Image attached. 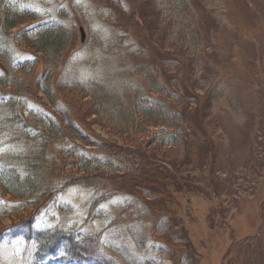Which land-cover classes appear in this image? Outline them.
Wrapping results in <instances>:
<instances>
[{"label": "rangeland", "instance_id": "374dc122", "mask_svg": "<svg viewBox=\"0 0 264 264\" xmlns=\"http://www.w3.org/2000/svg\"><path fill=\"white\" fill-rule=\"evenodd\" d=\"M157 1L2 0L36 17L24 18L9 32L0 30L10 57L26 62L22 93L0 84V174L12 170L21 184L32 174L36 189L24 206L0 181V264H35L33 231L50 228L74 233L91 258L85 253L83 260L65 258V246H58L39 264L116 261L114 252L120 251L128 259L136 252L145 261L161 255V246L167 264H180L182 256L191 264H264V0H186L190 10L184 20L195 26L203 49L204 61H194L199 70L192 54L171 45ZM53 26L68 35L62 52L49 47L44 53L18 41L22 31L38 38ZM53 50L60 54L53 56L59 57L55 63ZM205 63L214 74L213 96L212 87L200 88L207 83L200 68ZM8 65L0 60V76L11 79L17 68ZM150 73L182 101L177 110L190 135L188 149L193 148L181 154L172 149V155L185 157L182 165L127 146L123 137L100 126L83 102L81 88L89 86L98 89L99 106L126 110L137 98L164 105L166 97L149 90ZM42 81L49 84L47 94ZM67 97L77 100L74 109ZM65 118L80 132L74 133ZM129 150L143 159L141 185L126 178L123 189L100 201L98 190L58 166L71 164L74 153L120 164ZM62 177L71 181L32 206ZM31 214V223L23 224ZM162 220L168 231L158 232ZM141 240L143 250L137 245Z\"/></svg>", "mask_w": 264, "mask_h": 264}, {"label": "trees", "instance_id": "16d2710c", "mask_svg": "<svg viewBox=\"0 0 264 264\" xmlns=\"http://www.w3.org/2000/svg\"><path fill=\"white\" fill-rule=\"evenodd\" d=\"M204 4V1H201ZM207 2V0H206ZM4 4V7L2 6ZM8 4V3H7ZM2 2L0 0V30L2 32H9L10 29L15 28L18 23H20L24 18H35L36 14L30 10H12L9 8V4ZM157 5L161 7V20L163 21L165 17L168 20V24L166 26L167 32L168 27L169 31L172 33L174 41L172 42V46H179L184 47L186 54H192L193 66L194 70H199L198 65L194 64V61H204L202 57L203 49L200 39L197 35V30L195 26L192 27L190 21L187 22L185 19V13H187L190 8L186 0H159L156 2ZM207 12V11H206ZM178 27V28H177ZM176 28L178 30H176ZM166 31V30H165ZM175 31V32H174ZM177 33V34H176ZM19 35L18 41L22 46L29 45L35 48L38 51H42L44 53L49 51V47H55V49L62 50L68 44V35L63 28L60 27H46L44 31L40 34L38 38L31 36L30 32L22 31ZM186 34V35H185ZM165 33V39H166ZM167 40V39H166ZM48 50V51H47ZM54 51V50H53ZM60 52V53H61ZM55 54H59V52L54 51L51 54L52 60L54 63L59 59V57L53 58ZM201 54V55H200ZM60 55V54H59ZM0 60L4 61L5 64H9L12 68H17L15 75H11V79L4 78L0 76V84L3 86H12L15 91H19L22 93V89H20L21 84V74L24 72L26 62H16L10 55L7 53V50L2 46L0 43ZM8 65V66H9ZM202 73L206 74L205 79H207V83L205 85H200L202 89H210V94L213 96L215 92V85L213 86L214 74H212L206 67V63L204 68L201 66ZM54 71V69H52ZM19 73V74H18ZM52 72H50L51 74ZM150 92L152 94H162L166 97L168 102L164 100V105L160 104H149L147 105L145 101L140 98H137L135 103L128 108L122 109L120 107H111L108 104L98 105L101 103L99 102V98L101 96L99 93L97 94L98 89L92 88L89 86L81 88V90L85 91L84 96L82 98L83 102L92 107L91 113L96 114L98 116L97 123L104 127L110 129L116 135L123 137V141L127 146L134 147L135 150H142L144 153L152 152L153 155L156 157L164 158L166 161H170L173 165H182L184 164L185 157H181L182 155H172L171 153L173 150L177 151V153L181 154V151L184 153L192 152L193 148L190 147L188 149L187 140L190 135H187L186 128L184 126V114L182 110H177L179 106L183 105L179 95L175 93L169 92L166 88H160L159 84L156 81V78L153 77V74L147 75ZM47 81V80H46ZM48 86V82L46 83ZM45 82L42 81L40 84L41 89L47 94L49 93V88H47ZM153 84V85H150ZM72 88H77L75 84H73ZM47 91V92H46ZM100 92V91H99ZM65 98V95H63ZM63 98V99H64ZM104 98V97H103ZM64 99L65 102H69V105L74 109L75 103L72 99L70 102L69 100ZM97 102V103H95ZM97 104V106L95 105ZM95 105V109L93 106ZM94 110V111H93ZM108 111V112H107ZM64 122L68 123V127L75 133H79V129L76 128L69 119H63ZM155 129L153 134H150L152 131L151 129ZM63 130V128L61 127ZM59 130L57 135H63V132L60 131L56 127V131ZM155 134V135H154ZM75 136V135H74ZM80 136V138H84L83 135H76ZM62 137V136H61ZM63 138V137H62ZM192 143L193 140L189 139ZM173 149V150H172ZM63 151L67 152V149H63ZM103 151V149H102ZM130 156H124V158L120 159V164H116L113 162V159L109 158V160L101 161L100 159H96V157H92L88 155H78V153L71 154L70 156L74 158L71 164L67 162L61 163L60 167L63 170H67L69 172V176H74L79 181L81 180L82 183H86L92 186L97 192L96 200L100 201L101 199L109 198L110 196L114 195L120 188L123 189L122 183L125 182L126 178L131 179L133 182H137L138 185H141L142 179L144 178L143 173V159H139V154H135V151L132 152L129 150ZM63 152V153H64ZM62 153V154H63ZM69 154V152H67ZM117 156V153H116ZM61 157H63L61 155ZM67 157L64 154V158ZM98 157V156H97ZM77 159V162L75 161ZM55 165V164H53ZM12 170L6 171L3 170L1 172V183L4 191L7 192L11 197L16 198L18 200V204H24V206L28 202V198L30 196L35 195L36 184L33 182L31 175L26 178L24 184H21L20 175L17 173L14 174L11 172ZM68 176V177H69ZM62 177V181H59L60 184L57 187L49 188L47 193H44V196L40 197L32 206L43 202L44 197L46 195H51L52 191L59 190L65 184L71 181V178ZM14 179V180H13ZM93 180V181H92ZM79 181V182H81ZM88 182V183H87ZM130 182V181H129ZM140 183V184H139ZM140 187V186H139ZM21 205V206H22ZM145 214H148L146 218L149 217L150 211L145 208L143 210ZM34 214L31 216H27L26 218L22 219V223L25 222L27 225L31 223L33 220ZM24 224V223H23ZM167 222L162 220V222H158L156 226V230L158 232L167 230ZM32 240L35 244V251H34V262L35 264H39L43 261V257H51L55 255L58 251V246L64 247L65 249V258L70 256L73 260H83L85 254H90L88 252L87 247L84 246L83 242L75 238V234L67 231L66 229L60 228H50L45 230L33 231ZM139 250H143V246L145 249V241L141 240L140 244H137ZM165 248L161 246L159 250L163 253L161 255H155L153 258H147L148 260L141 261L139 259L138 253L136 252H129L130 259L124 257L126 253L120 251L119 254L114 252L116 261L114 259H102L100 262L94 263L97 264H167L165 261ZM167 250V249H166ZM119 253V250L117 251ZM85 253V254H84ZM89 256V255H88ZM135 259H132V258ZM91 258V256H89ZM93 258V257H92ZM103 260H108L104 261ZM139 261V262H138ZM180 264H191L189 258L182 256L180 259ZM194 264V263H192Z\"/></svg>", "mask_w": 264, "mask_h": 264}, {"label": "water", "instance_id": "95a60500", "mask_svg": "<svg viewBox=\"0 0 264 264\" xmlns=\"http://www.w3.org/2000/svg\"><path fill=\"white\" fill-rule=\"evenodd\" d=\"M81 31H82V40L85 39V31H84V27L81 26Z\"/></svg>", "mask_w": 264, "mask_h": 264}]
</instances>
